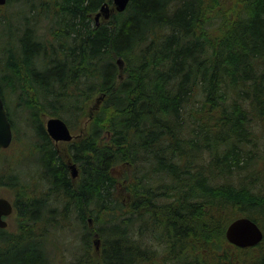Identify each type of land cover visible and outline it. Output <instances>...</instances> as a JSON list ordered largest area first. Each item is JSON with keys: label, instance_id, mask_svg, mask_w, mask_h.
<instances>
[{"label": "trees", "instance_id": "obj_1", "mask_svg": "<svg viewBox=\"0 0 264 264\" xmlns=\"http://www.w3.org/2000/svg\"><path fill=\"white\" fill-rule=\"evenodd\" d=\"M105 2L7 0L0 15V94L14 140L26 114L29 155L0 168L19 219L0 228V264H264V240L226 239L239 217L264 231V0H131L97 24ZM97 95L62 153L43 116L77 132ZM65 230L73 242L52 238Z\"/></svg>", "mask_w": 264, "mask_h": 264}, {"label": "water", "instance_id": "obj_2", "mask_svg": "<svg viewBox=\"0 0 264 264\" xmlns=\"http://www.w3.org/2000/svg\"><path fill=\"white\" fill-rule=\"evenodd\" d=\"M111 1L113 7L108 2ZM131 0H107L100 8L96 15V20L103 17L108 20L114 12H124ZM7 0H0V6H4ZM122 64V60L118 61ZM103 98V97H102ZM101 98V99H102ZM46 129L49 136L57 142H71L74 140L73 135L68 124L58 117H51L46 122ZM14 138L12 124L9 120L8 112L5 108L4 100L0 94V151L10 147ZM72 177L76 178L79 174L76 164H70ZM14 212V206L11 201L6 198H0V228L5 229L8 227L7 217L11 216ZM226 239L228 242L241 249L253 248L262 243L264 240V231L257 222L249 217H239L235 219L226 230ZM97 249H99L100 240H96Z\"/></svg>", "mask_w": 264, "mask_h": 264}, {"label": "rangeland", "instance_id": "obj_3", "mask_svg": "<svg viewBox=\"0 0 264 264\" xmlns=\"http://www.w3.org/2000/svg\"><path fill=\"white\" fill-rule=\"evenodd\" d=\"M233 1V0H231ZM15 7H17L16 4L12 3L11 5H6V6H1L0 8V15H6V14H10L12 11L15 10ZM111 7H113V5H111ZM99 12V11H98ZM94 13L93 15V21H95L97 24H100V23H105L104 21V18L101 17L99 20H96V15L97 13ZM43 26V31H45L46 33V23H42L41 24ZM8 28H5L4 29V32H6ZM49 32H47L46 34H48ZM6 42V38H3V41L2 42ZM120 60V59H119ZM119 64V63H118ZM119 66L121 67V70L123 69V62L122 64H119ZM122 73H124L122 71ZM125 77V76H123ZM100 98V95H97L95 96V98L89 103V106H88V115L85 117V120L80 128V130H78L77 132H73V135L75 136L74 140H76L78 137H80L81 135L85 134L84 132H87L88 131V127H89V122H90V114L93 112V107H96V100ZM11 108L14 109V106H13V103L11 102ZM14 118L15 120L19 123V133L17 134V137H16V140H14L11 144V146L7 149H2L0 151V168H1V171L3 172V174H7L8 173V167L9 165H12V166H17V167H21L23 168L24 170L27 169V163L23 162L25 159H28L29 158V155L28 153H26V151L23 150V146H22V140H24V131H27V127H26V124L24 123V119L26 118V114L23 112H20V111H16L14 110ZM51 117L50 116H43V121L46 125V122L48 119H50ZM15 135V134H14ZM73 140V141H74ZM68 142H57V146L58 148L60 149V151L62 153H66L67 150H68ZM25 148V147H24ZM26 149V148H25ZM25 163V164H24ZM19 164V165H18ZM27 164V165H26ZM80 170V168H79ZM125 170H123L122 168L118 167L117 168V171H116V174L119 178H121V176H123V174H125ZM122 182V181H121ZM122 187L119 186V196H120V199L125 202V198H126V195H125V191L122 187V190H120ZM0 198H6L8 199L9 201H11L13 204H14V200H15V191L10 188V187H5V188H2L0 190ZM8 221V227L5 228L9 234H13V233H17L18 229H19V219H18V214L16 211L13 212V214L9 217H7L6 219ZM53 239L57 241H59L60 243H64L65 241L66 242H73L76 238L74 236V234L71 232V231H68V230H65L63 232H57L56 236L53 237ZM68 240V241H67ZM50 243L46 244L45 246L47 247H50L49 246ZM69 245V244H68ZM69 247V250L68 248H66V256L70 257L71 255V251L74 249V245H70L68 246ZM257 251H252L250 253H247L245 256H250L248 257V259H252L253 257H256L257 256ZM247 258V257H246Z\"/></svg>", "mask_w": 264, "mask_h": 264}]
</instances>
